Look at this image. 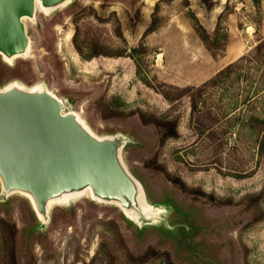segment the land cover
I'll return each mask as SVG.
<instances>
[{"label": "rangeland", "instance_id": "rangeland-1", "mask_svg": "<svg viewBox=\"0 0 264 264\" xmlns=\"http://www.w3.org/2000/svg\"><path fill=\"white\" fill-rule=\"evenodd\" d=\"M25 25L31 50L0 54V90L47 89L124 137L156 209L142 223L88 190L44 223L12 193L0 264H264V0H72Z\"/></svg>", "mask_w": 264, "mask_h": 264}, {"label": "water", "instance_id": "water-1", "mask_svg": "<svg viewBox=\"0 0 264 264\" xmlns=\"http://www.w3.org/2000/svg\"><path fill=\"white\" fill-rule=\"evenodd\" d=\"M72 0H0V54L11 61L30 48L25 18ZM47 89L11 85L0 90V198L20 192L44 223L49 206L90 190L142 223L153 219L142 186L121 158L125 138H100Z\"/></svg>", "mask_w": 264, "mask_h": 264}, {"label": "trees", "instance_id": "trees-1", "mask_svg": "<svg viewBox=\"0 0 264 264\" xmlns=\"http://www.w3.org/2000/svg\"><path fill=\"white\" fill-rule=\"evenodd\" d=\"M259 49L261 50V45H258L257 50L259 51ZM233 64H230L228 67H226L225 69H223L218 75L215 76V78H212L210 81H208L206 84H204V89H206V87H211L214 86L216 84H218L219 79H221V77H224L225 75L230 73V70L233 68ZM196 108V105H194V109Z\"/></svg>", "mask_w": 264, "mask_h": 264}, {"label": "bare ground", "instance_id": "bare-ground-1", "mask_svg": "<svg viewBox=\"0 0 264 264\" xmlns=\"http://www.w3.org/2000/svg\"><path fill=\"white\" fill-rule=\"evenodd\" d=\"M37 12H38V10H42V11H44V12H48V11H46L43 7H41L39 4L37 5ZM26 20H32V19H30V18H25L24 19V22L26 21ZM30 50H31V45H30V48H29V51H28V53L30 52ZM77 116H78V118L80 119V121H82L81 120V118L79 117V115L78 114H76ZM83 122V121H82ZM84 123V122H83ZM87 192H88V190H86ZM90 191V190H89ZM85 193V192H84ZM83 194V193H82ZM77 195H79V194H77ZM74 196H76V195H74ZM66 199V198H65ZM65 199H62V200H58L57 202H66V200ZM54 202H56V201H54Z\"/></svg>", "mask_w": 264, "mask_h": 264}]
</instances>
